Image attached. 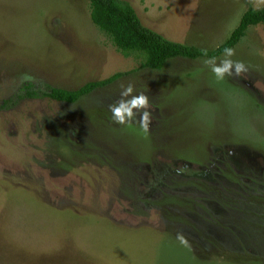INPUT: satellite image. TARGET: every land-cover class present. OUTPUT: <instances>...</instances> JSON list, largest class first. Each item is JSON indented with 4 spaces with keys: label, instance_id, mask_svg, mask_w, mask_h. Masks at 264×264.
<instances>
[{
    "label": "rangeland",
    "instance_id": "rangeland-1",
    "mask_svg": "<svg viewBox=\"0 0 264 264\" xmlns=\"http://www.w3.org/2000/svg\"><path fill=\"white\" fill-rule=\"evenodd\" d=\"M118 1L207 50L264 5ZM233 49L241 77L177 58L74 104L31 98L28 85L74 90L142 59L93 24L88 0H0V264H264V25ZM129 83L150 98L148 133L112 119Z\"/></svg>",
    "mask_w": 264,
    "mask_h": 264
},
{
    "label": "trees",
    "instance_id": "trees-1",
    "mask_svg": "<svg viewBox=\"0 0 264 264\" xmlns=\"http://www.w3.org/2000/svg\"><path fill=\"white\" fill-rule=\"evenodd\" d=\"M88 2L93 24L109 37L118 51L128 57L132 55L139 57L142 59L141 64L132 71L116 73L102 80L91 81L74 90L51 87L49 92H36L31 90L32 86L28 85L26 86L27 96L47 97L58 102L74 104L96 90L112 85L123 76L145 69L162 70L171 59L197 60L213 56L218 58L224 55L225 48H235L246 36L250 27L264 25V5L257 9L249 8L229 38L215 49L207 50L208 56L205 57L202 48L167 40L159 33L145 27L129 3H122L118 0H88ZM217 227L223 231H230L229 228L220 224ZM204 236L207 237L206 234Z\"/></svg>",
    "mask_w": 264,
    "mask_h": 264
},
{
    "label": "clouds",
    "instance_id": "clouds-1",
    "mask_svg": "<svg viewBox=\"0 0 264 264\" xmlns=\"http://www.w3.org/2000/svg\"><path fill=\"white\" fill-rule=\"evenodd\" d=\"M254 6L264 4V0H252ZM205 57L208 56L207 49L202 50ZM235 49L227 47L224 49V58L217 63L216 57H210L204 63L210 67L217 81H223L226 76L241 77L248 72V67L243 61L233 60ZM134 85L129 83L122 86L120 98L109 105V111L112 119L119 125L131 126L133 122L139 124V128L144 132H150V125L153 120V111L151 110L150 98L143 92L134 94ZM177 240L187 246L188 240L184 234L178 233Z\"/></svg>",
    "mask_w": 264,
    "mask_h": 264
}]
</instances>
